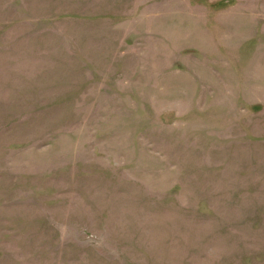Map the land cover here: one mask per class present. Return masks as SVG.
I'll return each instance as SVG.
<instances>
[{"label": "rangeland", "instance_id": "obj_1", "mask_svg": "<svg viewBox=\"0 0 264 264\" xmlns=\"http://www.w3.org/2000/svg\"><path fill=\"white\" fill-rule=\"evenodd\" d=\"M0 264H264V0H0Z\"/></svg>", "mask_w": 264, "mask_h": 264}]
</instances>
